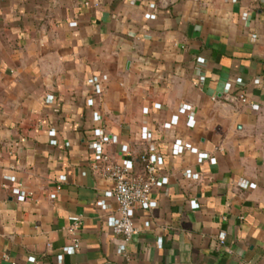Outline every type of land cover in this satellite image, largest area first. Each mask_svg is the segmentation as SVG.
<instances>
[{
	"label": "crops",
	"instance_id": "0c3cea01",
	"mask_svg": "<svg viewBox=\"0 0 264 264\" xmlns=\"http://www.w3.org/2000/svg\"><path fill=\"white\" fill-rule=\"evenodd\" d=\"M95 127L136 173L143 153L164 157L168 182L130 240L108 224L117 202L91 167ZM11 262L264 264V0H0V264Z\"/></svg>",
	"mask_w": 264,
	"mask_h": 264
},
{
	"label": "built area",
	"instance_id": "2783aa9c",
	"mask_svg": "<svg viewBox=\"0 0 264 264\" xmlns=\"http://www.w3.org/2000/svg\"><path fill=\"white\" fill-rule=\"evenodd\" d=\"M203 83V81H201ZM243 101H248L247 96L244 93L240 95ZM89 104H94V99L89 98ZM161 103H156L159 106ZM252 108H259V104L250 101ZM148 111V107L144 108ZM95 117L98 119L101 115L94 111ZM178 117H174V121H177ZM171 122H167L166 126L169 127ZM189 125L195 124V119L191 116L188 119ZM51 134L55 131L50 130ZM141 138L143 140L148 139V128L147 126L142 127ZM56 141V140H54ZM111 142H118V138L115 135H110L104 131L101 127H95L89 139V146L93 152V161L91 167L93 171L98 174L105 176L113 181L111 188L105 191V195L108 198H113L117 202V209L115 212L111 213L107 220L108 224L112 227L113 231L124 235L126 240H130L138 231L139 227L135 222V214L139 208H151L157 205V201L152 198V189L154 186H163L168 182V176L158 175V166L164 163L163 155L157 153H143L141 155V161L143 163V170L140 173L135 172L134 162L132 159L117 160L114 159L107 151H105V145ZM186 148L193 152H198L197 147L193 146L191 143H186ZM180 143H175L173 146V153L178 154L180 152ZM121 150L124 152L129 151V145L127 143L121 144ZM198 156L202 158L209 157L212 161H215V157H211L208 152H198ZM186 173V172H185ZM199 172L194 173L195 178H199ZM16 180V179H15ZM242 185H247L246 181H242ZM11 192L17 196L19 200H25L29 196V191H26L22 187L20 181H16L12 187ZM55 196V193L51 194ZM105 203L104 201H102ZM109 203L105 205L108 206ZM190 205L192 208L197 207L198 203L196 199L190 200ZM78 223H74L70 226V230L77 228ZM222 241L225 238V232L220 234ZM162 239H159L161 244ZM74 245L78 246L79 241L76 238ZM120 249L126 250V243L119 244ZM29 260L32 262L36 261L34 255H30ZM10 264H15L11 262Z\"/></svg>",
	"mask_w": 264,
	"mask_h": 264
}]
</instances>
